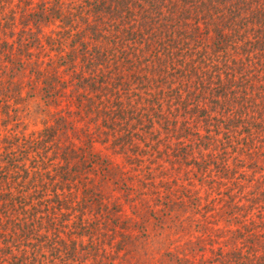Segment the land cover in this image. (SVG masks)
<instances>
[{"label":"trees","instance_id":"1","mask_svg":"<svg viewBox=\"0 0 264 264\" xmlns=\"http://www.w3.org/2000/svg\"><path fill=\"white\" fill-rule=\"evenodd\" d=\"M0 264H264V0H0Z\"/></svg>","mask_w":264,"mask_h":264},{"label":"rangeland","instance_id":"2","mask_svg":"<svg viewBox=\"0 0 264 264\" xmlns=\"http://www.w3.org/2000/svg\"><path fill=\"white\" fill-rule=\"evenodd\" d=\"M39 128H38V126L37 127H33V128H30V131H36V130H38Z\"/></svg>","mask_w":264,"mask_h":264}]
</instances>
